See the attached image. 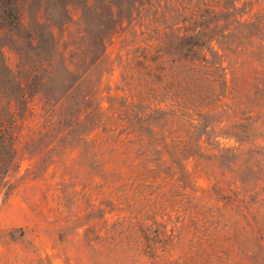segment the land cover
<instances>
[{"label":"trees","instance_id":"trees-1","mask_svg":"<svg viewBox=\"0 0 264 264\" xmlns=\"http://www.w3.org/2000/svg\"><path fill=\"white\" fill-rule=\"evenodd\" d=\"M261 5L262 0H99L100 8L111 13L118 27L139 39L138 43H146L130 51V64L122 74L129 89L136 92L138 103L143 102L133 109L139 108L137 112L147 121L146 133L153 145L146 150V168L149 165L152 172L180 168L179 180L187 189L194 186V176L186 161L210 146L225 160L245 152L250 156L245 169L253 177L247 183L240 180V185L237 180L227 183L225 170L210 189L203 188L197 195L198 190L192 188L182 193L173 188L162 191L161 185L154 186V179L136 176L131 184L137 183L134 204L140 202L146 210L132 215L135 247H128L118 264H232L231 252L217 248L215 234L220 233L227 234V239L235 234L234 246L249 264H264V204L249 194L264 161V144L259 141L264 127ZM150 40L154 42L148 43ZM102 53L109 56L107 48ZM83 63L67 65V91L56 90L39 103L38 88L55 84L53 62L26 64L20 72L3 62L0 96L6 97L2 98L6 103L0 106V153L18 151L17 140L34 133L38 126L52 134L58 122L57 104L73 88L91 103L86 119L101 114V81L89 84L91 66L82 71ZM11 86H19L16 93L8 92ZM151 120H157L156 124ZM80 121L79 116L75 122ZM94 131L86 130L85 135ZM223 138H233L238 144L226 145ZM246 143L251 147L245 151ZM165 152L170 154L171 164L164 158ZM166 211L169 217L171 211L179 213L176 221L190 234L181 263L168 262L172 246L186 240L182 232L176 233L177 224L169 229L167 221L159 220ZM151 233L155 234L150 237ZM143 237L145 248L141 246ZM143 255L148 259L141 260Z\"/></svg>","mask_w":264,"mask_h":264},{"label":"rangeland","instance_id":"rangeland-1","mask_svg":"<svg viewBox=\"0 0 264 264\" xmlns=\"http://www.w3.org/2000/svg\"><path fill=\"white\" fill-rule=\"evenodd\" d=\"M138 40L115 24L99 0H0V69L3 62L17 72L26 64L53 62L55 84L36 87L39 103L56 90L67 91L64 80L70 78V62L84 60L82 71L91 66L89 84L101 81L100 115L86 119L91 103L73 88L57 104L58 122L52 134L38 126L17 140L18 151L0 153V264H118L126 249L135 247L132 215L146 210L140 202L134 204L137 183L131 184L136 176L154 179L152 183L161 185L162 191L197 189V195L203 188L210 189L225 170L227 183L237 180L240 185V180L247 183L253 178L245 169L250 159L245 152L225 160L210 146L186 161L194 176V186L187 189L179 180L180 168L167 172L146 168V150L153 145L146 133L147 121L137 112L143 102L138 103L136 92L122 79L130 51L140 43L146 45ZM105 48L107 58L102 53ZM154 48L150 47L152 52ZM18 88L8 87L12 90L8 92L16 93ZM2 98L6 97L0 96V106L6 103ZM79 116L81 121L75 122ZM91 128L95 131L86 136ZM260 138L264 144V127ZM222 140L226 145L238 144L233 138ZM250 147L243 144L245 151ZM164 158L172 163L168 152ZM250 188L249 194L264 204V161ZM165 213L159 220L167 221L169 229L177 224L176 233L182 232L186 240L172 246L168 262L181 263L190 234L176 221L179 213L171 211L172 217ZM215 236L217 248L231 252L232 264H249L234 246L235 234L230 239L224 237L227 234ZM140 240L145 248L146 239ZM147 259L143 255L141 260Z\"/></svg>","mask_w":264,"mask_h":264}]
</instances>
